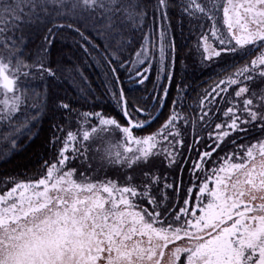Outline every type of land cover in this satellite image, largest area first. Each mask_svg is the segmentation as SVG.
<instances>
[{
  "label": "snow or ice",
  "instance_id": "snow-or-ice-1",
  "mask_svg": "<svg viewBox=\"0 0 264 264\" xmlns=\"http://www.w3.org/2000/svg\"><path fill=\"white\" fill-rule=\"evenodd\" d=\"M173 7L195 36L184 71L209 76L191 116L181 77L153 131L179 58ZM58 37L106 68L98 96L82 65H54ZM125 68L146 94L129 99ZM105 96L120 119L96 110ZM22 112L28 132L50 117L49 156L0 191V264H264V0H0V131L15 129L13 150ZM109 134L120 140L93 152Z\"/></svg>",
  "mask_w": 264,
  "mask_h": 264
},
{
  "label": "trees",
  "instance_id": "trees-1",
  "mask_svg": "<svg viewBox=\"0 0 264 264\" xmlns=\"http://www.w3.org/2000/svg\"><path fill=\"white\" fill-rule=\"evenodd\" d=\"M170 16L172 18V23L175 27V36L179 47V58L175 64V80L171 82V87L169 91V97L167 103L163 106L161 113H159V119L152 125V130L159 128L160 124L167 119L171 107L172 99L177 95L176 85L181 80V77H184V83L190 85V88L187 92L185 102L190 98L192 92L190 89L197 88L199 85L197 83L205 80L209 73L195 71L192 75L189 76L185 73L183 66L184 52L189 45L191 36L185 24L183 34H181V29L177 24L179 19V9L173 7L170 11ZM151 23V20H149ZM147 31V29H145ZM96 53H92V56H95ZM51 59L54 62L58 60L68 61L69 59L73 64H79L84 67V74L88 77L91 87L95 90L96 95L98 96L100 92L103 91V86L101 84L102 79L104 78V73L106 68L103 65H98L91 57L83 54L82 50L79 49L78 45L73 43V38L69 37L68 39L58 37L54 43V46L51 51ZM121 80L123 81V87L125 89L126 95L132 100L134 97L146 94L143 89L145 86H137L128 80V69H121L118 73ZM187 75V76H186ZM157 69L153 67L151 71V78L146 83V88L150 91L153 89L154 83H157ZM159 83L168 84L166 78H162ZM69 85L65 80H57L54 91L60 89H67ZM160 94L163 95V89H160ZM100 105H103V110L108 115H116L117 119H120L118 115V109L114 102L108 99L105 96L97 104L96 110H100ZM83 110H89L87 107ZM35 113H28V115H34ZM25 120L24 113L17 115L13 124L20 129L19 134L15 137L17 139V145L15 150L12 148V140L6 139L5 137L9 131H15V129H8L5 127L0 131V191L7 190L8 187L12 186L10 181H19L26 180L35 175L37 169L43 163L45 159L49 156V150L45 146V138L49 136V124L50 117L44 115L41 117L39 122H37L33 127L32 131L28 132L22 128V125ZM95 123V122H93ZM39 132V135H33L35 132ZM31 137V138H30ZM38 179L39 176H36Z\"/></svg>",
  "mask_w": 264,
  "mask_h": 264
},
{
  "label": "rangeland",
  "instance_id": "rangeland-1",
  "mask_svg": "<svg viewBox=\"0 0 264 264\" xmlns=\"http://www.w3.org/2000/svg\"><path fill=\"white\" fill-rule=\"evenodd\" d=\"M194 43H195V36H191V38H190V41H189V45L187 46V48H186V50H185V52H184V56L185 55H187L188 53H189V51H190V49H191V47L194 45ZM183 66L184 67H186L185 66V63H184V60H183ZM196 71H200L199 69H197ZM193 72H195V71H193L192 70V68H191V65L189 64L188 66H187V71L185 72L188 76H189V78H190V75H192L193 74ZM206 72V71H205ZM206 73H208V72H206ZM186 75V76H187ZM209 76V75H208ZM205 81H206V79H205ZM201 82H199V83H197V85H199ZM207 85L205 84L204 86H203V88H205ZM202 88V89H203ZM202 89H200V90H202ZM200 92V91H199ZM198 92V93H199ZM197 93V94H198ZM193 94H195V93H193ZM197 94H196V96L194 97H191L190 96V98H189V100L187 101V102H185V107L182 109V112H183V114H185V115H189V116H191L192 114H193V110L192 109H189L188 107H187V105L188 104H195V103H198V99H197ZM196 111H198V109L196 110ZM170 114V113H169ZM120 140V137H119V135H117V134H109V135H105V136H103V138L101 139V138H97V139H94V141H91L90 143H91V148H92V150H93V152H96L97 150H99V151H103V149L105 148V147H107V142L108 141H111L112 143H117L118 141Z\"/></svg>",
  "mask_w": 264,
  "mask_h": 264
},
{
  "label": "flooded vegetation",
  "instance_id": "flooded-vegetation-1",
  "mask_svg": "<svg viewBox=\"0 0 264 264\" xmlns=\"http://www.w3.org/2000/svg\"><path fill=\"white\" fill-rule=\"evenodd\" d=\"M207 78H208V76L205 78L206 80H207ZM205 80L203 79V81H201V83H200V86H198L197 88H194V90L193 89H190V91L192 92V94L190 95L191 97H193L194 95L196 96V94L199 92V91H201L200 89H202L203 88V86L205 85V83H203ZM193 93H195V94H193ZM194 96V97H195ZM158 129V128H157ZM156 130V129H155ZM154 131V130H153ZM188 133H189V136H188V142H191V136H190V133H191V128L189 127L188 128ZM205 135H207V133H205ZM201 150H204L203 148H201ZM185 155H187V151L185 150ZM184 180L185 181H187L188 180V175H187V172H185V174H184ZM187 186V185H186ZM198 190V189H197ZM195 201H194V199H193V203H194Z\"/></svg>",
  "mask_w": 264,
  "mask_h": 264
}]
</instances>
